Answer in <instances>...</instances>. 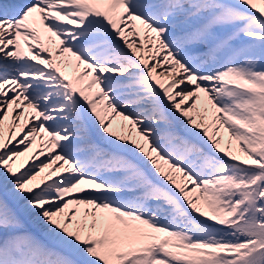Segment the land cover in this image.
Masks as SVG:
<instances>
[{"label": "snow or ice", "instance_id": "1", "mask_svg": "<svg viewBox=\"0 0 264 264\" xmlns=\"http://www.w3.org/2000/svg\"><path fill=\"white\" fill-rule=\"evenodd\" d=\"M0 264H264V0H0Z\"/></svg>", "mask_w": 264, "mask_h": 264}]
</instances>
